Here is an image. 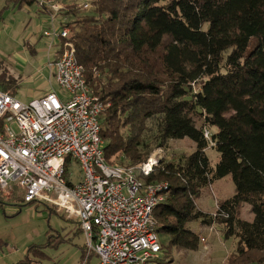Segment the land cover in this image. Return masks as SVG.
<instances>
[{
  "label": "trees",
  "instance_id": "trees-1",
  "mask_svg": "<svg viewBox=\"0 0 264 264\" xmlns=\"http://www.w3.org/2000/svg\"><path fill=\"white\" fill-rule=\"evenodd\" d=\"M37 1L8 3L23 8ZM80 1L63 4L59 18L71 30L94 96L106 105L100 117L106 162L142 166L152 153L144 138L149 120H155L158 148L185 138L196 145L179 162L139 175L146 183L169 184L154 210L165 257L173 246L198 251L200 238L189 225L201 221L221 225L225 238L235 240L226 264H264V0H91L87 10ZM57 46L54 59L62 42ZM3 80L0 89L15 85V95L21 78ZM211 128L220 154L215 167L204 135ZM229 176L235 194L219 204L216 217L201 211L196 201L203 190ZM244 204L251 222L241 218ZM63 242L49 233L14 264H44L47 248ZM85 256L82 249L81 263Z\"/></svg>",
  "mask_w": 264,
  "mask_h": 264
},
{
  "label": "built area",
  "instance_id": "built-area-1",
  "mask_svg": "<svg viewBox=\"0 0 264 264\" xmlns=\"http://www.w3.org/2000/svg\"><path fill=\"white\" fill-rule=\"evenodd\" d=\"M37 3L49 18L43 33L49 51L62 42L59 58L49 59L46 67L70 96L50 88L21 103L0 89V191L10 196L20 190L23 203L47 204L76 219L87 254H94L98 264H167L154 210L165 202L169 184L146 183L139 177H149L161 157H149L139 168L106 162L100 123L106 105L94 96L76 58L71 30L59 18L61 4ZM81 8L87 10L89 4ZM204 135L213 147L211 132L205 130ZM74 163L81 170L77 182ZM216 208L213 217L218 215L217 203ZM199 238L207 250L206 238Z\"/></svg>",
  "mask_w": 264,
  "mask_h": 264
},
{
  "label": "rangeland",
  "instance_id": "rangeland-1",
  "mask_svg": "<svg viewBox=\"0 0 264 264\" xmlns=\"http://www.w3.org/2000/svg\"><path fill=\"white\" fill-rule=\"evenodd\" d=\"M57 1L61 6L66 2H74V0ZM90 1L82 0L80 6L89 4L90 9ZM48 27L49 18L46 11L39 7L37 2L32 6L19 8L9 4L8 0H0V79L3 80L4 77L6 80H19L21 78L23 82L18 85L15 93L16 99L21 103H27L32 98L38 97V93L46 90L47 86H44L47 84L60 95L70 96L67 91L60 90L54 78L52 83H49L50 74L46 63L50 59L51 51H49L48 40L44 36L40 38L43 29ZM26 44L34 47L35 53H32L29 50L30 46L27 47ZM15 88V85H10L6 92L14 93ZM147 126L148 130L144 138L152 150L150 157L158 154L164 163L179 162L185 156L195 152L196 145L189 138L169 140L165 147L158 148L155 120H149ZM215 130L211 128L210 132ZM206 154L211 160L212 167H215L220 154L211 146L206 150ZM72 170L73 181H80V166L74 163ZM17 193L13 199H6L5 195L0 196V256H5L0 260V264L18 262L24 258L29 245L45 244L49 233L60 234L64 242L56 248H47L46 252L50 259L44 264H81V250L78 245L82 244V239L79 235H75V224L70 222L62 212L50 213L46 204H24L21 199L22 191L18 190ZM234 194L235 185L229 176L215 182L212 187L204 189L196 201L197 207L207 214L214 215L217 209L216 203L219 206ZM240 214L246 221L251 222L254 219L248 204L241 206ZM220 226L218 224L203 225L201 221H195L189 225L197 236L206 238L208 246L214 252V264L221 262L235 245L233 238H225L223 228ZM165 244L168 245L169 241L165 240ZM171 250L172 253L168 254V258L164 255L167 264H170L171 260L173 264L213 263H210V258L206 255L207 252L203 246H200L198 251H190L179 246H173Z\"/></svg>",
  "mask_w": 264,
  "mask_h": 264
},
{
  "label": "crops",
  "instance_id": "crops-1",
  "mask_svg": "<svg viewBox=\"0 0 264 264\" xmlns=\"http://www.w3.org/2000/svg\"><path fill=\"white\" fill-rule=\"evenodd\" d=\"M47 15V14H46ZM47 17H48V15H47ZM49 28V27H48ZM44 31H46L47 29H43ZM42 30V31H43ZM44 31H43V33H44ZM43 33H42V35L40 36V38L43 36ZM26 46L28 47V46H30L29 44H26ZM58 49V46H56L55 47V49H53L51 52H50V59H53V57L55 56V53H56V50ZM30 50V49H29ZM50 74V73H49ZM52 79L53 78H51V76H50V81H49V83H52ZM21 82H23V81H21ZM21 82L18 84V85H20L21 84ZM47 86V87H46ZM44 87H46V90H44L43 92H41V93H38L39 95H37V93L34 95L35 97H36V95L39 97V96H41V95H43V94H45L49 89H50V85L49 84H47V85H45ZM32 99H34V98H32ZM31 99V100H32ZM227 178V177H226ZM225 179V178H224ZM223 179V180H224ZM215 184V183H214ZM213 184V185H214ZM212 185V186H213ZM211 186V187H212ZM1 192V191H0ZM2 193V192H1ZM2 195H5V197H6V199H9V196L7 195V194H5V193H2L0 196H2ZM4 199V198H3ZM5 200V199H4ZM200 209V208H199ZM201 210V209H200ZM202 211V210H201ZM204 212V211H203ZM70 222H73L74 224H75V235H79L80 236V238L82 239V244L81 245H78V247H79V249L81 250V260H82V249H85V251H86V248H85V240H84V236H83V233H82V231H81V229H80V227H79V225H78V222H77V220L76 219H71L70 220ZM200 246H203V249L207 252V254L206 255H208L209 256V261H211L210 263H212V264H214L215 262H214V260H213V256H214V252H213V250H212V248H210L209 246H208V249L206 250L205 248H204V244H202L201 242H200ZM200 246H199V248H200ZM234 249V246L232 247V249L226 254V256L224 257V259H222V261L221 262H219V263H216V264H226V261H227V257H228V255H229V253L232 251ZM87 252V251H86ZM4 257L5 256H0V260H2V259H4ZM217 262V261H216ZM81 264H98V258L94 255V254H89V255H86L85 256V259L83 260V263H81Z\"/></svg>",
  "mask_w": 264,
  "mask_h": 264
}]
</instances>
